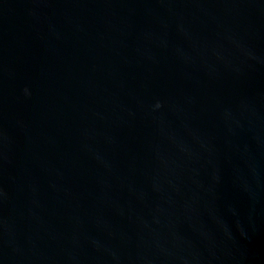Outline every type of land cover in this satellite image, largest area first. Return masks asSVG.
Listing matches in <instances>:
<instances>
[{
  "label": "water",
  "instance_id": "95a60500",
  "mask_svg": "<svg viewBox=\"0 0 264 264\" xmlns=\"http://www.w3.org/2000/svg\"><path fill=\"white\" fill-rule=\"evenodd\" d=\"M0 264H264V0H0Z\"/></svg>",
  "mask_w": 264,
  "mask_h": 264
}]
</instances>
